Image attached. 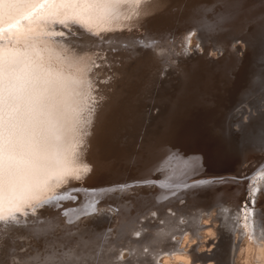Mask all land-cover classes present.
<instances>
[{
    "label": "bare ground",
    "instance_id": "1",
    "mask_svg": "<svg viewBox=\"0 0 264 264\" xmlns=\"http://www.w3.org/2000/svg\"><path fill=\"white\" fill-rule=\"evenodd\" d=\"M228 1L230 0H142L137 15H133L131 20L121 17L112 21L110 27L116 30L102 33V35L123 37L129 41L133 38L138 39L141 36L152 35L162 42L165 50L159 55H153L151 51L137 46L131 50L134 53L131 58H129V50L126 49L109 52L106 54L109 61H112L109 67L93 68L91 72H88L87 69L90 66V61L95 57L90 53L82 54L77 42H90L96 39L95 36L85 32L79 25H74L73 29H78L79 32H83V35L70 36L66 43L53 42L62 40L60 37L43 36L36 48L41 52L45 66L62 75L67 90L71 93V99L74 101L72 108L79 110L83 107V97L79 93L84 91V87L77 83L78 81L87 79L95 72L107 73L110 71L112 76L105 83L97 85L98 90L104 92L105 100L103 107H98L93 113L92 123L86 125L88 135L78 136L75 132L68 131L66 126L59 133L60 139L52 142L54 147L50 151L45 173L69 167L78 168L81 169L79 172L81 179L69 178L64 183L53 182L50 188L39 192L40 199L53 197L52 205L38 209L35 217H28V219H40L39 224L28 225L27 228H14L11 225L4 228L3 233L0 234V264H52L46 259V256L52 248L59 250V245L66 243L63 239L64 230L69 228L79 229L78 235L71 238L73 242H80L77 251L83 249L95 256L97 250L102 248L100 257L105 261V264H124L125 255L129 252L140 257L135 263L139 264L145 259L143 256H149L148 253L151 255L157 249L167 250L173 244L181 245L182 249L179 251H184L183 255L164 256L162 264H193L196 255L191 251L197 241L201 245L199 250L203 252L211 243H217L218 237L227 223L230 222L234 226V222L228 219L229 216L225 217L220 226V221L225 215L216 209L218 205L229 208L228 204L225 206V201L218 204L215 200V198L226 196L225 186L207 182L208 180L185 185L188 183L187 179L179 185L178 183L172 185L174 182H170V169V171L164 170L165 173L162 174L153 173V169L145 177H142L140 173L142 167L152 159H157L156 167L167 161H165V156L159 154L160 150L157 149L159 147L153 139L159 121L168 119V127L165 131L168 142L171 139L179 142L186 135L190 136V139L196 132L194 127L196 129L205 128L208 121L211 122L208 115L201 118L204 114L200 113L199 120L196 121L189 115L193 111L189 109L200 101V95L204 97L207 94L204 91L205 87L201 88L200 84L213 80L212 74L208 77L204 76L205 69L214 70L216 67H222L225 76L234 77V81L230 84H220V80L216 81L217 79L214 84L210 83L213 84L212 88L214 87V90L217 91L210 92L211 96L206 99L216 102L211 105L214 111L218 102L228 100L233 95L232 93H239L238 89L244 86L243 83L247 82V85L242 89L251 87L249 81L254 73L253 66L258 62V59L253 54V56L246 57L243 55L248 48L258 52L260 47L264 46L263 39L254 35V32L246 30L242 34H236V32L231 34L229 31H232L228 30V33H223L221 37L213 39V41L206 39L207 35H203V33L211 31L212 27L208 26H214L220 18V14L221 16L225 14L226 11L222 5ZM125 8L129 14L136 10L135 5L125 6ZM0 15L3 13L0 12ZM11 22L14 24L15 20L13 19ZM129 24L136 25V27L128 31ZM27 26L28 21H23L20 31ZM117 26L124 30H119ZM4 27L7 28L8 24L5 23ZM32 27L34 32H46L48 27L58 29L61 26L36 27L34 24ZM193 29H196L195 35L191 37L186 54L184 38ZM16 31L17 29H13V32ZM173 36L175 40L170 39ZM255 38L261 39L260 42H254ZM14 39L11 33H6L0 39V47H14L22 56L25 53L34 55L32 47L27 46L22 40L19 43L9 44V40ZM236 39L240 41L238 42ZM118 43V41H114L113 45ZM174 45H179V47L174 48ZM103 47L110 46L105 44ZM4 54L7 55V53ZM248 66H251L250 71ZM236 71L237 74H230ZM201 73H203L202 76ZM237 77L239 80H236ZM238 81L241 82L238 84ZM262 89L264 90V87ZM261 97L262 95L258 96L259 102ZM255 104L253 101L246 105ZM262 105L259 104L258 108L256 107L252 113L250 112L252 119L249 123L247 120L250 116L245 115L246 117L241 116L242 120H238L233 126L232 120L236 118L238 111H241L242 108L236 111L229 122L231 130L229 131L233 132L238 146L243 149L242 155H240L241 159L249 161L252 158V164L257 160V156L264 154V142H262L264 141V134H262L264 111L260 109ZM244 107L247 109L248 106ZM156 120L158 121L156 122ZM230 132L229 134H231ZM208 138L210 141L205 140L206 143L202 145L203 147L215 145L216 148H214L215 146L210 148L215 149L217 154H221L220 158L223 156L224 161L226 159L225 162L233 158L229 155L233 152L230 150V153L226 152L228 148L225 150L226 144L223 141L221 143L219 137ZM78 140H82V143H77ZM230 140L234 141L233 138ZM223 144L225 145L223 146ZM212 149L210 153H214ZM207 150L209 151V148ZM206 155L208 158L207 152ZM210 159H212L211 156ZM211 161L213 164H217L216 159L215 163L213 160ZM128 162L137 164L130 173L123 167ZM202 163L203 166L204 163L206 164V162ZM209 163L211 162L209 161ZM85 165L89 168L87 172L82 170ZM134 170L135 174H132ZM209 175L211 176V174ZM152 178L154 180H151ZM141 181L147 183H138ZM150 181H155L156 185H150ZM157 181L162 184V187L158 186L160 191L181 188V191L173 190V195L179 194L187 198V202L183 206L169 204L162 208L165 215L168 214V211L172 213V215L168 214V219H165L162 214L157 215L159 212H157L156 206L159 204L153 206L156 204L152 199L156 197L154 192L159 185ZM260 183L264 185V179ZM121 185H127V187L121 190ZM73 186H78L77 190L69 192L68 190ZM190 194H192V198ZM213 194L217 195L212 197ZM61 196L62 199H57ZM55 204H59L61 207L56 208ZM198 205L202 206L197 211L195 210V213L190 216L188 213L187 216L185 215L184 212ZM69 206L84 213L74 219L72 223H68V218L74 213L70 211L69 217L60 215ZM141 206L149 207L146 214L155 212L152 218L154 223L164 222L157 230L158 234L151 237L144 245L148 247V253H144L141 246L137 244V241L143 236L144 228L141 224L132 226L137 221L134 213L143 208ZM229 209L230 215H232V212L237 208ZM44 214H47L46 217ZM178 215L185 216L188 222L177 225ZM127 219H129L128 222L122 225L121 222ZM259 222L257 223L258 231L264 227V221ZM50 223L58 225V227L48 228ZM205 228L207 230H204ZM40 229L46 230L40 231ZM136 231L140 232L139 236L135 235ZM229 231L233 233V244L229 246L230 264H264V237H260V243L257 244L256 239H249L247 236L242 238L241 233L248 231L247 229L230 227ZM182 232L186 234L182 236ZM197 233L200 236H197ZM173 236H177V239L172 240ZM46 245L50 246L47 250ZM121 251H123V260H117L116 257L120 255ZM125 251L128 253L126 254ZM38 252L41 253L40 256H37ZM13 257L17 258L13 259ZM29 257L34 259L31 261L23 259ZM223 262L227 263L225 259Z\"/></svg>",
    "mask_w": 264,
    "mask_h": 264
},
{
    "label": "snow or ice",
    "instance_id": "2",
    "mask_svg": "<svg viewBox=\"0 0 264 264\" xmlns=\"http://www.w3.org/2000/svg\"><path fill=\"white\" fill-rule=\"evenodd\" d=\"M141 3L142 0H0V12L3 13L0 15V39L6 33H11L15 39L9 40V44L22 40L27 46L32 47L34 53V55L25 53L22 56L14 47H0V234L8 225L14 228H27L28 225L39 224L40 219L28 217H35L38 209L53 204V197L40 199L39 192L50 188L53 182L64 183L69 178L81 179L79 175L81 169L78 168L69 167L45 173L50 151L54 147L52 142L60 139L59 133L66 126L68 131L75 132L78 136L88 135L86 125L92 123L93 113L98 107H103L105 100L104 92L98 90L97 85L105 83L112 76L110 71L95 72L87 79L78 81L77 83L84 87V91L79 93L83 97V107L79 110L74 109L72 108L74 101L62 75L45 66L44 58L36 45L42 41L43 36L62 38L53 41L55 43H66L70 36L78 34L82 36L83 32L73 29L74 25H79L85 32L96 37L90 42H77L82 54L90 53L95 57L90 61L88 72L93 68H108L112 61H109L106 54L120 49L129 50V58L134 54L131 50L137 46L151 51L153 55H159L165 49L155 36L145 35L129 41L123 37L102 35L116 30L110 27L112 21L121 17L131 20L133 15L138 14ZM129 5L136 6V10L130 14L125 8ZM13 19L14 24L11 22ZM23 21H28V26L20 31ZM5 23L8 24L7 28L4 27ZM34 24L36 27L49 25L61 27L58 29L48 27L46 32H34L32 27ZM117 27L121 31L124 30L120 26ZM133 27L136 25L129 24L127 30L131 31ZM13 29L17 31L13 32ZM195 31L196 29L189 31L184 38L186 54ZM170 39L175 40V37ZM114 41L119 43L113 45ZM105 44L110 47L104 48ZM175 47L179 45H174ZM77 143H82V140H78ZM82 170L87 172L89 168L85 165ZM125 187L127 185L120 186L121 190ZM77 188L78 186H73L68 191L73 192ZM256 192L254 186L250 187L249 198L242 202L228 219L234 222V229L242 227L248 230L241 233L242 238L247 236L249 239H256L259 244L260 237H264V227L259 231L256 227ZM54 207L60 208L61 205L55 204ZM70 211L74 213L71 217ZM228 211L229 208L221 206L222 214ZM81 214L84 213L71 206L60 213L61 216L69 217L68 223H72ZM150 214L154 216L155 212ZM46 215L44 214L45 217ZM144 218H147V215ZM185 219L183 215L178 216L176 224H183ZM47 227L54 229L58 225L50 223ZM78 233V228L65 229L63 239L66 243L60 244L59 250L52 248L46 259L52 264H105L100 257L102 248L97 250L95 256L83 249L77 251L80 242H73L71 238ZM185 234L182 232V236ZM135 235L139 236L140 232L136 231ZM172 240H175V236ZM49 247L46 245V250ZM180 247V244H173L164 251L154 250L145 259L144 264H159L164 256L183 255L179 251ZM143 252L148 253V247H144ZM40 255L38 252L37 256ZM23 259L31 261L34 258ZM116 259L123 260V251ZM129 264H132L131 260Z\"/></svg>",
    "mask_w": 264,
    "mask_h": 264
},
{
    "label": "rangeland",
    "instance_id": "3",
    "mask_svg": "<svg viewBox=\"0 0 264 264\" xmlns=\"http://www.w3.org/2000/svg\"><path fill=\"white\" fill-rule=\"evenodd\" d=\"M222 6L224 7V10L227 13L225 12V14H222V16L220 14L221 12L219 13L220 18L217 20L215 25L211 28V31L209 33H203V35H207L206 39H210L211 41H213V39L221 37V35L223 33H228V30L232 31V32L229 31V33H231V34L235 33V32H236V34L237 33L242 34V32L244 30H246V31H250L251 33L254 32L253 33L254 35L263 39V45H264V0H230L225 5H222ZM235 23H236V25H235ZM260 26H262L261 30H259ZM235 28H237V29H235ZM239 41L240 40H238V42ZM234 45L238 46L236 44H234ZM252 54L257 57L258 62L253 66L254 67V70H253L254 73L251 75V79L249 81V82H251V85H250L251 87L246 88V89H242V88H244V86L247 85V82L243 83L244 86L240 87L238 89V91H240V92L239 93H232L233 95H231L228 100L223 101V102H218V104H217L218 106L215 109V111L213 110L214 108L211 107V105L216 103V102L212 99H206L207 97L211 96L210 92L213 93V92L217 91L216 89L214 90V87L212 88L215 80L216 79H217L216 81L220 80V84H227V83L230 84V82L234 81V77L229 76V75L225 76L223 74L222 67H216V68H214V70L208 69V68L205 69V71L203 72V73H205L204 76L208 77L210 74H212L213 80L209 81V83L205 82L203 84V82H202L200 84L201 88H202V86L205 87L204 91H206L207 94L205 93L206 95L204 97L202 95H200V101L195 106H193L191 109H189V110H193L192 112L189 113V115H191V117L195 121L197 119L199 120L200 113H201V115L204 114L201 116V118L208 115L211 119V122L209 123V121H208V124L205 128L201 127L199 129H196V127H194L196 132L194 133V135H192V138H190V139H189L190 136L186 135L184 137V139L182 138V140L181 141L179 140V142H177V140L175 142L172 139L170 140V142H168L167 138L165 137V131L167 130V127H168V124H167L168 119H164V121H162V120L159 121L158 126L156 128V131L154 132V133H156V135L154 136L153 139L156 142L157 147H159V148H157L158 150H160L159 154H161V156H163V157L165 156L164 157L165 161L166 160L167 161L165 163L160 164L158 167H156L158 164V161H157V159L156 160L152 159L153 161L152 160L148 161L142 167V171L140 173L142 174L141 175L142 177H145L153 169H154L153 173L159 172L158 174L165 173L164 170H167V171L171 170L170 182H174V184L172 183V185H176L177 183L179 185L182 182H184L185 179H187L186 182L188 181V183H186L185 185L195 183L196 181L201 182L202 180H208L207 182L218 183V184L226 187V192H225L226 196L218 197V199L215 198V200L218 204H220V202L223 203V201H225V204H226L225 206H227V204H228V207L231 209H233V208L238 209L240 207L241 203L249 198V188L254 186L257 189V192L255 194V199H256V204H255L256 213H255V215H256V219L258 220L257 223H260L259 221H264V217H262V213H264V185H261V183H260L261 180L264 179V154L261 156H257L256 157L257 160L254 161L253 164H252V161H253L252 158H250L249 161H245V159H241L240 155H242L243 149H242V147L240 148L238 146V143L236 142L235 138L233 137L234 136L232 134L233 132L232 133L230 132L232 135L229 134L228 122H227V115H228L229 111L231 110V108L233 106H235L238 101H240L244 97H246L248 91L254 89L253 88L254 85L256 83H258L257 80L262 75H264V73H262V72H264V46H261L258 52H254L253 50H251L249 48L246 49L243 57H246V56L252 55ZM250 67L249 66L247 67L248 70L250 69ZM203 73H201V76ZM230 74L235 75V74H237V71L231 72ZM236 80H239V78L237 77ZM211 82H213V84H210ZM240 82L241 81H238V84ZM258 87L260 89L258 90L257 95L256 96L251 95L243 103L244 106H248L247 109H245L246 107L243 106V108L241 109V111L243 110L242 113L239 114L241 111H238L236 118H234L232 120L233 126H234V124H236V122L238 120H242L241 116L246 117L249 115L250 118H248V120H247V122L249 123L250 119H252L250 112L252 113V111H254L256 109V107L258 108L259 104L260 105L263 104V102H264V99H263L264 90L262 89V87H264V82L260 83L258 85ZM259 95H262L260 102L258 99ZM247 101H249V102H247ZM253 101H254V103H256L255 105H246L247 103L251 104ZM261 102H262V104H261ZM260 109L262 111H264V104L262 105V107H260ZM157 121L158 120H156V122ZM229 122H230V119H229ZM245 128H247V127H245ZM208 137H211V138L212 137L213 138L219 137V140L221 139L220 140L221 143L225 142L226 145L228 144V146H226L225 144H223V146L225 145V150L228 148L226 150L227 153H230V151L233 152V153L229 154V155H231L230 157H233V158L231 160H228L227 162H225L226 159L224 161L223 156H222L223 159L220 158L221 154L220 155H219V153L217 154L215 149L213 150L212 148H210L211 146L214 147L215 145L213 146V144H211V145H207V147L206 146L203 147L202 145L206 143L205 140H207V141L209 140ZM228 137L230 139L233 138L234 141L230 140ZM208 148H209V151L207 150ZM214 148H216V146ZM229 148H231V149H229ZM211 149L214 151V153L216 152V154H215L216 158H215V155H213L214 153L212 151H211L212 153H210ZM205 150H207L206 152L209 154L208 158H207ZM165 152H167V153H165ZM203 152H205V153H203ZM210 156L212 157V159H210ZM215 159L217 162L215 161ZM202 160H204V161H202ZM211 160H213V162L215 161L217 164H213ZM209 161L211 163H209ZM202 162H206V164L204 163V166H203ZM136 165L137 164H132L131 162H128V163H125L123 167L128 169V171H129L128 173H130V171H132L134 168H136ZM206 167L207 168L209 167V168L207 169ZM206 172H208V173H206ZM251 173H254V175H253V177H251L249 179L248 175ZM132 174H135V170L133 171ZM202 174H203V176H202ZM205 174H208V175H205ZM209 174H211V176ZM151 180H154V179L152 178ZM153 184L156 185V182L150 181V185H153ZM157 184H159V185H157V188L154 192L156 197L152 199L154 202H156V204H154L153 206H156L157 204H159L156 206L158 208L157 212H159L157 215L162 214V215H164L163 217H165V219H168V214L172 215V213L168 211L167 212L168 214L165 215V213H164L165 211L162 210V208L166 205H169V204H176L178 206H183L184 204H186L187 198L180 196L179 194L173 195V190L177 191V190H180L181 188H176V189L172 188L169 191H162V190L160 191L158 186L162 187V184H160L159 182ZM172 187H174V186H172ZM183 189H184V187H183ZM192 194H194V193L192 192ZM192 194H190L191 198L193 197ZM195 194H197V193H195ZM216 195L217 194H213L212 197H214ZM204 200H207V198H204ZM144 202H147V201H144ZM201 206L202 205H198L196 207H193V208L189 209L190 211L188 210L187 212H184V213H185V215L188 213V215L190 216V214L195 213ZM141 207H143V206H141ZM143 208H141L140 210H137V212L134 213L135 214L134 217H137L136 218L137 221L132 225V226H137V225L141 224L142 228H144L142 238L139 241H137V244L139 246H141V248H142L141 250L144 249V247H145L144 245L146 244V242L151 237L156 236V234H158L157 230L161 227L162 224H164V222H162V223L161 222H155L154 223L152 221V218L154 216L151 214L149 215L150 212L146 214L149 207L144 208V209ZM220 208H221V205L216 206L217 210H220ZM223 214L225 216L221 219L220 226L222 225L226 216L231 217L230 209L227 213H223ZM145 215H147V218H144ZM142 216H143V218H142ZM128 220L129 219L122 221L121 224L122 225L126 224L128 222ZM186 220H188V219L187 218L185 219V223L188 222ZM185 223H183V224H185ZM205 226H207V224ZM230 227L234 228V226L231 225L229 222L223 228L222 233H220L217 243H213V244L211 243L210 245H208L205 248V250H203V252H201L199 250L200 249L199 247L201 245L197 241V243H195L193 246L194 247L193 250L191 251L192 254L196 255V257L193 261V264H219V262H220V264H227V263L230 264L229 261H231V259H230L231 258V256H230L231 251L229 252V250H230L229 246H230V244H233V241H232L233 233H231V231H229ZM257 229H258V225H257ZM204 230H207V229L205 228ZM204 230H203V232H204ZM199 233H197V236H200ZM144 238H147V239H144ZM175 239H177V236H175ZM214 245H215V247H214ZM211 246H213V247H211ZM181 249H182V247H180V250ZM125 252H126V254L128 253L127 251H125ZM180 252L183 253L184 251H180ZM148 254L150 256V253H148ZM137 257L138 256H135L133 254L130 255V252H129L127 255H125L124 264H129L130 260H131L132 264H135L137 262V260L140 259V257H138V258ZM143 257H145V259L147 258L146 255ZM143 257H141V258H143ZM165 257H163V259ZM201 257H203L204 260L201 259ZM210 258L211 259L213 258V259L211 260ZM163 259L160 260L159 264H162ZM224 259H225V261H227V263L223 262ZM144 260L140 261L139 264H144Z\"/></svg>",
    "mask_w": 264,
    "mask_h": 264
},
{
    "label": "water",
    "instance_id": "4",
    "mask_svg": "<svg viewBox=\"0 0 264 264\" xmlns=\"http://www.w3.org/2000/svg\"><path fill=\"white\" fill-rule=\"evenodd\" d=\"M261 27H262V26H260L259 30H261ZM237 40H238V39H236V41H237ZM254 40H255L254 42L259 43L261 39H259V38H258V39L255 38ZM257 81H258V83H256V84L254 85V87H253L254 89L248 91L246 97H244L242 100L238 101L237 104H236L235 106H233V107L231 108V110L229 111V113H228V115H227L228 132H230V131H229V130H230L229 119H230L232 116H234V114L236 113V111H237L238 109L243 108V106H244L243 103L246 101V99H247L248 97H250L251 95H253V96H256V95H257V92H258V90L260 89V88L258 87V85H259L260 83L264 82V75H262ZM229 139H230V138H229ZM253 175H254V173L249 174V175H248V178L250 179L251 177H253ZM258 177H259V176H258Z\"/></svg>",
    "mask_w": 264,
    "mask_h": 264
}]
</instances>
